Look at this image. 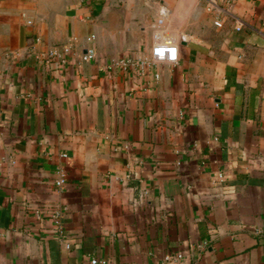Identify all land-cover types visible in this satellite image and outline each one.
<instances>
[{
  "label": "crops",
  "instance_id": "0c3cea01",
  "mask_svg": "<svg viewBox=\"0 0 264 264\" xmlns=\"http://www.w3.org/2000/svg\"><path fill=\"white\" fill-rule=\"evenodd\" d=\"M229 11L0 0V264H264V0Z\"/></svg>",
  "mask_w": 264,
  "mask_h": 264
},
{
  "label": "built area",
  "instance_id": "2783aa9c",
  "mask_svg": "<svg viewBox=\"0 0 264 264\" xmlns=\"http://www.w3.org/2000/svg\"><path fill=\"white\" fill-rule=\"evenodd\" d=\"M234 0H205V9L208 14H210L214 20V24L218 27H221L223 25V18L225 15L229 14V6L233 3ZM168 12L164 9L162 11V18L159 20L161 23L163 21L164 17H167ZM96 39V36L94 34L90 35L87 38V41L89 43L93 42ZM190 38L187 34L182 33L179 36V42H186ZM156 58H161L169 61H176L177 59V52H178V46L177 44H168V45H158L156 47ZM71 48L68 46L60 47V46H53L50 47L48 50L42 52L43 58L48 61L52 62L53 60H56L55 62L58 65H62L66 62V53L70 52ZM97 52L94 46H89L86 48V52L82 55L83 61L92 60L96 57ZM157 60L151 61L150 65H156ZM118 64L123 67L127 68L131 65L135 64V60L130 57H122L119 59ZM156 77H159V74H156ZM66 156V154H64ZM126 177H130V174L128 173ZM220 177H223L222 174H220ZM67 183V174L65 170L62 167H59L56 171V177H55V185L62 189ZM60 212H55L53 214V217L56 219H59ZM256 232L258 234H264V229H257ZM60 233H63L62 228H60ZM183 257L182 253L178 254H171L168 253L165 255L164 260L166 262H175ZM91 264H108L107 260L105 259H99L97 257L91 258Z\"/></svg>",
  "mask_w": 264,
  "mask_h": 264
}]
</instances>
